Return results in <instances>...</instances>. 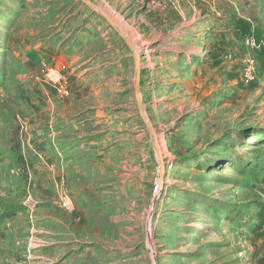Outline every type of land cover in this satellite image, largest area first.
<instances>
[{"label":"rangeland","instance_id":"374dc122","mask_svg":"<svg viewBox=\"0 0 264 264\" xmlns=\"http://www.w3.org/2000/svg\"><path fill=\"white\" fill-rule=\"evenodd\" d=\"M85 1L0 0V264H264V0Z\"/></svg>","mask_w":264,"mask_h":264},{"label":"built area","instance_id":"2783aa9c","mask_svg":"<svg viewBox=\"0 0 264 264\" xmlns=\"http://www.w3.org/2000/svg\"><path fill=\"white\" fill-rule=\"evenodd\" d=\"M159 189V184H156L155 188H154V192L156 193Z\"/></svg>","mask_w":264,"mask_h":264},{"label":"water","instance_id":"95a60500","mask_svg":"<svg viewBox=\"0 0 264 264\" xmlns=\"http://www.w3.org/2000/svg\"><path fill=\"white\" fill-rule=\"evenodd\" d=\"M85 3H87L85 0H83Z\"/></svg>","mask_w":264,"mask_h":264}]
</instances>
